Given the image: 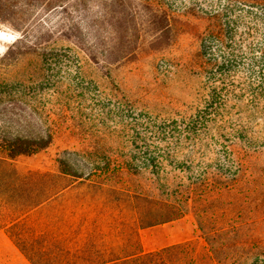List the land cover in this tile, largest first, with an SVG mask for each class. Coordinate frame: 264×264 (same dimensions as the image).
Listing matches in <instances>:
<instances>
[{
	"label": "rangeland",
	"instance_id": "obj_1",
	"mask_svg": "<svg viewBox=\"0 0 264 264\" xmlns=\"http://www.w3.org/2000/svg\"><path fill=\"white\" fill-rule=\"evenodd\" d=\"M242 1L264 4L0 0L1 76L26 80L38 112L18 131L52 132L46 148L0 165V264H32L17 237L71 243L88 206H117L111 219L124 223L130 192L180 205V217L140 230L146 251L178 244L205 264H226L235 256L225 262L223 247L208 261L209 237L230 245L227 237L244 236L264 252V7ZM63 154L103 176L76 181L11 226L21 211L9 199L43 197L58 178L46 184L31 173H56ZM95 180L122 199L99 196Z\"/></svg>",
	"mask_w": 264,
	"mask_h": 264
},
{
	"label": "trees",
	"instance_id": "obj_2",
	"mask_svg": "<svg viewBox=\"0 0 264 264\" xmlns=\"http://www.w3.org/2000/svg\"><path fill=\"white\" fill-rule=\"evenodd\" d=\"M242 3L245 2L242 1ZM245 5H252L251 7L256 8L258 6L264 7V4L257 2L245 3ZM214 36L220 37L221 31L218 29ZM25 40V35H22L16 42L21 43ZM11 51L12 48L7 53ZM90 55H92L91 52H89ZM29 82H31L30 79ZM32 91L26 80H11L9 77L1 76L0 72V165L8 164L10 160L20 155L37 153L49 146L52 141V132L46 127L35 134L18 131V125L19 127L24 126L29 117H33V114L38 115V112L32 109V105H30L31 95L29 93ZM37 119L39 118L37 117ZM39 121L42 123L41 120ZM68 156L63 154L56 159L58 163L56 173L47 171H34L31 173L32 175H37L36 182L43 181L46 184L49 182L48 179L54 180L58 178L55 185H47L43 197L37 200L32 199L30 203L20 201L19 197L9 199L11 202L9 205L15 208L14 211H21L16 218L17 220L9 222L11 226L15 225L14 227H16L25 214L39 207V205L54 204L56 199L69 188H72L76 181H90L92 177L103 176L102 173L97 174L99 169L95 167L87 172L80 170L76 166L77 159H75L76 161H71ZM66 178L71 179L67 181ZM203 179H206V177H203ZM95 183H93L95 192L99 196H105L106 193H110L111 189L104 182H96L95 180ZM209 185L211 186L212 183ZM209 185H205L207 193L209 190L220 189L217 185L214 186L215 189H209ZM111 192L116 200L122 199L119 193L115 195L117 190H112ZM123 200L126 204L123 209L128 217L122 224L116 223L111 219V215L114 214V210H117V206L105 207L100 204L96 205V207L88 206L89 209L83 203L82 207L87 208V211L85 216L77 220L76 237L74 235L72 241L75 244H72V242L68 244L67 240L65 241L64 239L56 246L55 241L58 242V239L55 240L53 236L45 237L42 245H39L36 239H24L22 236L21 238L17 237V242L15 243L32 264H47V262L48 264H205L203 261L205 259L196 253L192 256L185 254V248L182 245L174 244L157 250L146 251L143 249V242L139 240L140 230L180 217L181 212L176 209L177 207H174L180 206L179 204L175 205L167 200L153 199L146 194L131 192L125 193ZM23 206H25L24 210H22ZM75 207L76 205L71 204L69 210L72 212ZM83 210L85 211V209ZM90 212L91 215L93 214L91 217ZM90 222L92 224L91 228H89ZM51 230L53 229H48L47 232H52ZM220 238L222 237H209L208 241L211 251L206 255L208 261L209 259L214 260L215 249L218 250L223 247V251L227 256L224 257L225 262L235 256L234 261L226 264H246L247 258L249 257L250 259L253 254L258 256L250 264H264V252L254 253L256 248L262 246L259 241L244 236L227 237L230 240V245H224L222 243L224 239ZM122 247L125 248L124 251L121 250ZM52 248L60 249V252L52 254L50 252Z\"/></svg>",
	"mask_w": 264,
	"mask_h": 264
}]
</instances>
